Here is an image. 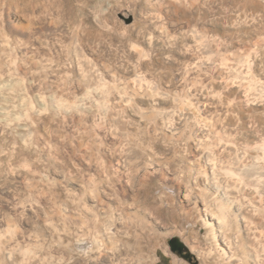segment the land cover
<instances>
[{
	"label": "rangeland",
	"instance_id": "rangeland-1",
	"mask_svg": "<svg viewBox=\"0 0 264 264\" xmlns=\"http://www.w3.org/2000/svg\"><path fill=\"white\" fill-rule=\"evenodd\" d=\"M256 150L264 0H0V264H264Z\"/></svg>",
	"mask_w": 264,
	"mask_h": 264
},
{
	"label": "bare ground",
	"instance_id": "bare-ground-1",
	"mask_svg": "<svg viewBox=\"0 0 264 264\" xmlns=\"http://www.w3.org/2000/svg\"><path fill=\"white\" fill-rule=\"evenodd\" d=\"M63 106V105H62ZM64 107V106H63ZM257 152L255 153L256 154V158H259L260 156L261 157H263L264 158V153H262L261 154V152H259L258 150H256ZM229 173V172H228ZM228 175V174H227ZM229 176H230V178H229V180H228V182H227V189H226V191H224V192H221L220 194L218 193V192H214L215 194L214 195H217V194H219V195H217L219 198H222V200H224L225 202V204L224 205H229V210H230V213L228 212V214L227 215H224L223 216V219H224V223L226 224V223H228L229 221L228 220H230V222L233 220V222H234V224H235V226H236V228H237V232H239L238 230H239V228H240V226H239V222H241V221H246V222H248V223H250V220H252L251 218H250V220H249V217H248V215H247V217L245 218V216H243L242 215V213H241V208H239V207H237V205L235 204V201H233L234 200V198H232L233 196H232V192L234 191L235 193L237 192V190H239L240 191V189L242 188V185H241V178L239 179L238 177H237V174H234L233 172H230L229 173ZM242 176V175H241ZM252 186V185H251ZM250 190H252L250 193H252L253 195L255 194V195H259L260 196V194H259V190L256 188V187H254V188H251ZM214 191V190H213ZM264 195V194H263ZM262 196V195H261ZM234 202V203H233ZM253 202V201H252ZM259 202H260V200H259ZM232 203L234 204V205H232ZM222 204V203H221ZM249 204V203H248ZM262 205V204H261ZM222 206V205H221ZM238 206H239V204H238ZM225 206H222L221 207V209H223ZM249 207V209H248V212L251 214H249V216H254L258 211H260L259 210V208H257L255 205H253V204H251L250 206H248ZM247 211V210H246ZM246 211H244V212H246ZM224 212V211H223ZM225 213V212H224ZM247 213V212H246ZM259 214V213H258ZM255 217V216H254ZM221 222V221H220ZM252 222V221H251ZM209 225V224H208ZM221 226H219V229L222 231V233H223V235L228 231L227 229H225L224 228V225L223 224H220ZM210 226H212V224H210ZM237 240H239L241 243H242V241H243V239L241 238V234L240 235H238L237 236ZM228 244V247L230 248L231 247V244L230 243H227ZM242 245H244V243L242 244ZM242 247V246H241Z\"/></svg>",
	"mask_w": 264,
	"mask_h": 264
}]
</instances>
